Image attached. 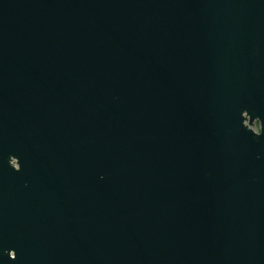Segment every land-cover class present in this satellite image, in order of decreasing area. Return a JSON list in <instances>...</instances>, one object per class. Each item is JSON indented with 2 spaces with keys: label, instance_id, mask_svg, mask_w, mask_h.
<instances>
[{
  "label": "water",
  "instance_id": "95a60500",
  "mask_svg": "<svg viewBox=\"0 0 264 264\" xmlns=\"http://www.w3.org/2000/svg\"><path fill=\"white\" fill-rule=\"evenodd\" d=\"M0 264H264V0H0Z\"/></svg>",
  "mask_w": 264,
  "mask_h": 264
},
{
  "label": "rangeland",
  "instance_id": "374dc122",
  "mask_svg": "<svg viewBox=\"0 0 264 264\" xmlns=\"http://www.w3.org/2000/svg\"><path fill=\"white\" fill-rule=\"evenodd\" d=\"M254 131H258V122L257 120H254L252 125L250 126Z\"/></svg>",
  "mask_w": 264,
  "mask_h": 264
}]
</instances>
